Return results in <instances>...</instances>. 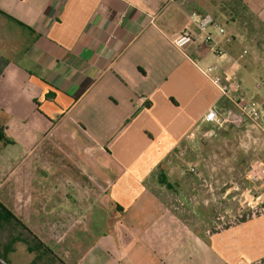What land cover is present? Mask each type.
<instances>
[{
	"label": "crops",
	"instance_id": "obj_1",
	"mask_svg": "<svg viewBox=\"0 0 264 264\" xmlns=\"http://www.w3.org/2000/svg\"><path fill=\"white\" fill-rule=\"evenodd\" d=\"M56 7L0 0V11L28 28L1 21L9 62L0 75V143L19 136L22 156L36 152L28 165L20 160L14 187L3 192L8 176L0 177V201L32 212L27 227L65 264H264V203L212 213L218 197L251 201L255 186L202 190L191 172L206 144L252 130L202 122L227 103L195 65L235 76L264 114V80L243 78L251 61L264 62V43L252 38L264 32V0ZM192 12L212 15L233 41L218 53L198 43L175 49L170 38L197 32Z\"/></svg>",
	"mask_w": 264,
	"mask_h": 264
},
{
	"label": "rangeland",
	"instance_id": "obj_2",
	"mask_svg": "<svg viewBox=\"0 0 264 264\" xmlns=\"http://www.w3.org/2000/svg\"><path fill=\"white\" fill-rule=\"evenodd\" d=\"M216 15L225 22L227 27L230 25V22L222 15L219 13ZM0 27H2L1 22ZM259 32L260 36L253 35L252 38L254 41L257 39L259 42L264 43V32ZM6 45L7 39L5 38L3 40L0 37V53L8 57L9 54ZM260 53L264 54V49H262ZM248 59L249 58L246 56V60ZM250 63L251 64L247 67L248 76H243V78H249L253 84H255V82L261 84L260 81L264 80V71H262L261 65L264 64V62L251 61ZM243 132L244 131L241 132L238 130L234 133L231 132V135H229L230 138L216 140L213 144H206L202 149L204 163L202 161V163L197 165L198 170L195 168L192 172L193 174H196V171L198 172L197 175L201 179L199 183L202 185L200 186L202 190H205L206 184L209 183L212 187L221 190V188L225 187L224 184L230 181L235 183L239 190H244V192L252 188L250 183L246 180L245 173L252 160L260 159L264 161V140L255 134L254 130H250L248 137H246ZM9 138L13 139L11 136H9ZM20 139L21 138L18 136L15 144L0 143V177L4 178L8 176L3 192L17 184V177L23 165H20V160L25 157L23 161H25L24 165L26 166L36 157L35 150H29L25 155H21L22 149L19 146L21 145ZM228 169L230 171H228ZM203 179H205V182ZM260 184L256 185L255 189L249 192V198L251 200L249 202H245L243 196L239 198L236 197L234 201L231 200L230 197H218L216 200L217 212H212L214 213V218H216L215 214L216 216L217 214H222V210L220 209L225 206H232L235 210V208H241L240 206L246 205V203H252V205L264 203V186ZM256 196H260L259 200H255ZM11 206H9L10 210L26 226L27 222L29 225L34 222L32 212L19 211L18 209L14 210L16 207L13 204H11ZM31 228L35 230L34 227ZM31 228L29 229L32 231ZM46 245L50 247L49 244ZM0 259H3L7 264H59V262L50 256L45 249L34 246L33 242L30 240L29 234L15 225L13 221L0 225Z\"/></svg>",
	"mask_w": 264,
	"mask_h": 264
},
{
	"label": "built area",
	"instance_id": "obj_3",
	"mask_svg": "<svg viewBox=\"0 0 264 264\" xmlns=\"http://www.w3.org/2000/svg\"><path fill=\"white\" fill-rule=\"evenodd\" d=\"M60 1L57 0L56 13L60 10ZM189 19L197 32L183 31L170 38L169 42L175 49L182 50L190 43H198L206 45L211 51L218 53L233 41V37L212 15L192 12ZM195 66L200 74L216 89L219 99L227 103L225 107L219 109L209 108L203 115L202 122L211 123L219 129L237 128L245 124L250 129L255 130L258 136L264 140V114L255 101L246 99L241 95L237 78L222 72L217 64L206 67ZM193 171L191 169V172ZM245 177L253 186L264 183V161L252 160L247 167ZM259 198L260 196H256L255 200H259ZM0 264L7 263L0 259Z\"/></svg>",
	"mask_w": 264,
	"mask_h": 264
},
{
	"label": "trees",
	"instance_id": "obj_4",
	"mask_svg": "<svg viewBox=\"0 0 264 264\" xmlns=\"http://www.w3.org/2000/svg\"><path fill=\"white\" fill-rule=\"evenodd\" d=\"M2 20L4 21L6 20L7 22H11L13 25L19 28L28 30V28L25 25L21 24L20 22L10 17L6 13L0 11V22ZM8 62H9L8 57H5L0 53V75L3 69L8 64ZM0 139L2 140L3 137H0ZM12 221L14 222L15 225H17L19 228H21L22 230H24L26 233L29 234L30 240L33 242L34 246L45 249L50 256H52L54 259H56L59 262V264H65L56 256V254L50 249V247H48L44 242H42L38 236H36L5 204H3L0 201V225Z\"/></svg>",
	"mask_w": 264,
	"mask_h": 264
}]
</instances>
